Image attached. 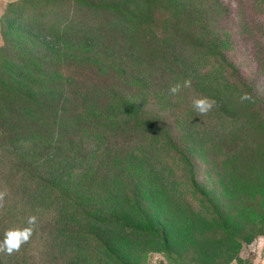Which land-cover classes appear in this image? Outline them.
I'll use <instances>...</instances> for the list:
<instances>
[{
	"label": "rangeland",
	"instance_id": "rangeland-1",
	"mask_svg": "<svg viewBox=\"0 0 264 264\" xmlns=\"http://www.w3.org/2000/svg\"><path fill=\"white\" fill-rule=\"evenodd\" d=\"M83 1L86 8H76L72 13L78 16L76 26L85 25L84 29L72 31L69 39H61L58 30L48 28L45 9L20 0H0V57L6 60L9 56L5 49L7 40L26 39L27 32L41 41H52L53 45L77 43L78 54L100 66L99 70L110 68L113 73L129 76L130 80L123 82L130 96L124 104L140 108L139 118L147 122L135 128L137 117L131 112L121 117V121L115 120L116 123L103 121L95 126L103 132L97 131L88 119L74 129L87 128L91 134L104 136L107 142L115 138L123 142L124 137L127 141L130 137L136 139L128 142L139 146L136 159L140 160L145 153L147 158L143 167L133 169V181L150 219L170 229L171 245L164 246L160 240L158 244L154 239H133L136 242L130 241L119 252V259L114 252L106 255L95 248V237L103 242L117 240L113 227L105 225L101 230L93 227L99 232L93 231L96 235L71 236L63 230L58 211L46 204L44 194L24 196L19 188H14V192L8 190L4 176H12L4 168L0 191L5 186L7 195L0 206V240L6 230L27 226L29 216H36L37 222L32 237L19 251L11 255L0 252V264H264V194L261 201H245L236 213L225 197L222 199L227 215H234L237 227L247 228L236 249L227 236H207L206 220L211 214L207 206L192 202L195 199L190 188L192 179L193 185L207 193L220 197L223 192L208 164L213 144L222 143V148L232 143V133L222 124L223 110L252 107L257 100L264 108V0H180L177 4V0H172L174 8L187 12L186 20H182L183 27L179 30L173 24L158 27L159 39H153L158 48L155 53L148 45L144 47V39H127L125 11L105 7L102 0ZM69 3L65 10L70 12L71 7L78 6L77 2ZM132 6L140 8L141 3L135 0ZM133 11L137 13L134 8ZM58 19H54L55 25ZM111 27L114 29L109 30ZM228 65L235 67L237 74L230 81L227 75L231 76L232 69ZM238 78L253 90L252 100L232 90L235 87L232 82ZM185 81H190V86L185 87ZM177 84L180 90L173 94L170 89ZM204 97L215 103L201 113L194 108L193 100ZM79 100L81 106L87 103L85 99ZM122 126L125 128L121 129ZM151 129L156 136L150 135ZM231 129L234 135L241 131L239 126ZM151 136L158 138L159 148L156 149ZM163 141L177 144L181 153L173 157L164 150ZM140 150L144 152L139 155ZM224 151L217 153L222 155ZM224 155L227 156L226 152ZM256 155L261 157L252 156L250 160L255 165L254 177L264 181V151ZM147 163L153 167L149 168ZM241 165L240 172L228 176H233L229 183L236 184L237 190L244 193L242 171L249 166ZM129 166L134 167L132 163ZM231 166L223 165L226 172H231ZM151 181L155 185H149ZM120 184L111 181L107 188L114 191ZM94 193L99 199L98 192ZM252 236L250 242L243 240Z\"/></svg>",
	"mask_w": 264,
	"mask_h": 264
},
{
	"label": "trees",
	"instance_id": "trees-1",
	"mask_svg": "<svg viewBox=\"0 0 264 264\" xmlns=\"http://www.w3.org/2000/svg\"><path fill=\"white\" fill-rule=\"evenodd\" d=\"M20 1L45 9L47 14L44 16L47 15L49 19L48 28L53 32L58 30L61 39H69V33L84 29L85 25L76 26L78 16L72 13V10L84 7L83 0ZM71 1L77 2L78 6L71 7L70 12L65 9L71 5ZM107 1L102 0L105 7L127 13V39H144V47L148 45L154 53L158 49L153 42V39H159L158 27L173 24L179 30L183 27L182 20H186L187 12L174 8L172 0H139L141 9L132 6L135 0ZM60 16H64L62 20ZM56 18H59L58 25L54 24ZM113 29L111 27L109 30ZM25 37L7 40L5 49L9 56L6 60L0 57V174L3 176L4 168L10 171L12 178L4 176L8 190L14 192V188H19L24 196H31L35 192L44 194L46 204L58 211L63 230L71 236L96 235L93 231L99 232L94 229L101 230L105 225H110L116 230L117 240L103 242L96 236L94 246L106 255L116 253V259L120 257L119 252L122 253L130 245V241L154 239L158 244L160 240L169 247L172 236L168 231L170 229L166 225L162 228L158 221L150 219V213L143 205L139 189L133 181V169L143 167L147 158L145 153L143 158L136 159L138 155H135V151L139 146L129 144L135 138L130 137L127 141L124 137L123 142L115 138L107 142L104 136L91 134L87 128L74 129V126L88 119L97 131L103 132V129L95 126L103 124V121L105 124H110L107 121L116 123L115 120L121 121V117L131 112L137 117L134 118L135 128L147 122V119L139 118L140 108L131 106V103L133 109L130 110V106L124 104L130 98L128 89L123 86L125 80H130L129 76L126 73H113L110 68L107 71L99 70L100 66L78 54L77 43L53 45L52 41H41L27 32ZM213 57L216 56L213 54ZM223 60H226L225 57ZM228 67L232 69L231 76L227 75L230 81L232 75L237 74L235 67ZM232 83L235 86L232 90L236 94L251 100L255 96L242 79H235ZM107 84L110 87L107 88ZM81 98L87 100L84 106L79 103ZM223 111L220 115L222 124L232 133V143L222 148V143L213 144L208 158L209 168L217 183L222 185L221 199L193 185L192 179L190 188L195 199L192 202L201 203L203 208L207 206V212L211 214L206 220L207 236H227L231 246L236 244L237 249L247 228L245 230L241 225L237 227L234 215H227L222 199L225 197L235 213L245 201H261L264 181L254 177L255 165L250 160L252 156L261 157L256 154L264 151V108L257 100L252 107L246 105L236 111ZM155 126L154 123L152 127ZM238 126L242 132L234 135L231 128ZM124 128L122 126L121 129ZM152 132L151 129L150 135L156 136ZM152 136L157 149L160 146L156 143L158 138ZM165 149L173 157L182 151L171 141L167 144L164 142ZM218 151L224 152L220 155ZM143 152L140 150L139 155ZM130 163L134 165L133 168L129 166ZM226 163L232 165L231 172H226L223 167ZM239 163L249 166L242 171L245 176L244 193L237 190L236 184L229 183L233 176L229 177L228 174L240 172ZM148 167H144L145 170ZM111 181L113 184L121 183L117 190L107 188ZM149 185L155 184L151 181ZM95 191L99 199H96ZM253 236L243 240L250 242Z\"/></svg>",
	"mask_w": 264,
	"mask_h": 264
},
{
	"label": "clouds",
	"instance_id": "clouds-1",
	"mask_svg": "<svg viewBox=\"0 0 264 264\" xmlns=\"http://www.w3.org/2000/svg\"><path fill=\"white\" fill-rule=\"evenodd\" d=\"M190 81H185L184 86H190ZM180 85H174L171 87L170 91L175 94L180 90ZM215 102L209 100L208 98H197L193 100L194 108L201 112L205 113L210 110ZM7 195V191H0V206L3 205V201L5 196ZM37 222L36 216H29L27 219V226L25 227H17L10 228L5 231L3 239L0 240V252H5L8 255L19 251L21 246L27 243L33 235L34 228Z\"/></svg>",
	"mask_w": 264,
	"mask_h": 264
}]
</instances>
